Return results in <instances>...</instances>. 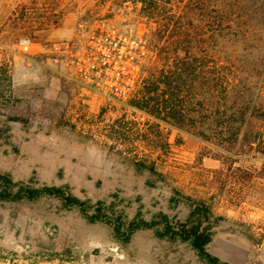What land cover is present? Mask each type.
<instances>
[{
  "label": "rangeland",
  "instance_id": "obj_1",
  "mask_svg": "<svg viewBox=\"0 0 264 264\" xmlns=\"http://www.w3.org/2000/svg\"><path fill=\"white\" fill-rule=\"evenodd\" d=\"M146 31L133 5L116 0H0V174L60 188L90 206L100 201L123 223L118 235L113 224L89 222L50 195L0 199L1 254L22 264H205L187 243L154 229L124 240L136 217L149 222L162 212L183 220L189 197L217 219L209 254L228 264H264L259 158L224 166L202 157L199 139L162 125L166 145L153 152L152 174L120 153H147L142 144L112 140L116 119L139 129L146 121L127 106V49Z\"/></svg>",
  "mask_w": 264,
  "mask_h": 264
},
{
  "label": "trees",
  "instance_id": "obj_2",
  "mask_svg": "<svg viewBox=\"0 0 264 264\" xmlns=\"http://www.w3.org/2000/svg\"><path fill=\"white\" fill-rule=\"evenodd\" d=\"M130 3L147 27L131 49L132 86L127 106L145 117L113 121L112 140L140 143L146 152L130 157L134 166L155 174L156 148H164L162 125L188 133L204 147L202 157L224 166L243 158H259L255 180H264V0H116ZM249 177V176H248ZM246 177V178H248ZM1 200H32L41 195L77 207L92 223H123L108 217L103 203L88 205L60 188H32L0 174ZM174 194H179L174 191ZM189 208L183 220L160 212L147 222L136 217L126 224L124 240L135 230L154 229L169 242L187 243L205 264H228L207 251L217 224L202 200L184 197ZM170 202L178 203L173 196ZM92 207L93 213L87 210Z\"/></svg>",
  "mask_w": 264,
  "mask_h": 264
},
{
  "label": "built area",
  "instance_id": "obj_3",
  "mask_svg": "<svg viewBox=\"0 0 264 264\" xmlns=\"http://www.w3.org/2000/svg\"><path fill=\"white\" fill-rule=\"evenodd\" d=\"M141 41H139V42H136L135 44H134V46H132L131 48H129V49H127L128 50V56H127V58L129 59V62H130V64H131V53H130V51H131V49H136L137 47H138V44L140 43ZM28 43H29V41L28 40H21L20 41V45H22V46H27L28 45ZM133 66V65H132ZM133 68V70H132V72L136 69L134 66L132 67ZM131 77H132V74H131V76H130V81H131ZM132 86V82H131V85H129V87L127 88V90H128V93H129V91H130V87ZM128 93H127V98H128ZM0 264H22V263H20L17 259H14V258H11V257H7V256H5V255H3V254H1L0 253Z\"/></svg>",
  "mask_w": 264,
  "mask_h": 264
}]
</instances>
